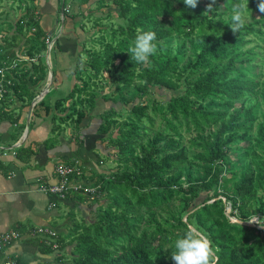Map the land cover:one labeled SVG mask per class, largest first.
<instances>
[{
    "label": "trees",
    "instance_id": "16d2710c",
    "mask_svg": "<svg viewBox=\"0 0 264 264\" xmlns=\"http://www.w3.org/2000/svg\"><path fill=\"white\" fill-rule=\"evenodd\" d=\"M33 1L15 23L16 32L33 30L25 37L28 57L43 53L48 38ZM208 1L192 9L183 0H111L123 22L98 26V48H84L86 62L73 70L79 84L55 107L69 101L72 111L59 120L79 125L100 100L128 106L122 123L113 108L106 113L96 136L114 144L118 168L98 174V197L86 196L94 206L92 221L72 219L70 240L58 242L51 264H173L171 245L189 225L207 234L217 264H264V229L229 219L264 218V14L258 0H247L246 17L259 16L233 33L230 12L237 0H217L211 12ZM104 7L97 11L110 18L112 8ZM85 12L95 11L79 10L71 19ZM140 30L156 33L157 52L146 65L134 64L128 53ZM6 53L0 52V66ZM31 71L17 81L46 79L45 65ZM104 74L108 92L100 86ZM18 88L20 99L29 96L25 84ZM153 88L170 95L153 98Z\"/></svg>",
    "mask_w": 264,
    "mask_h": 264
},
{
    "label": "crops",
    "instance_id": "0c3cea01",
    "mask_svg": "<svg viewBox=\"0 0 264 264\" xmlns=\"http://www.w3.org/2000/svg\"><path fill=\"white\" fill-rule=\"evenodd\" d=\"M65 1H33L37 7L34 14L39 27L53 41L54 46L50 51L55 47L57 76L55 86L57 91L63 95L60 98L64 97L66 92H71L76 84H79L73 70L77 64L82 66L79 61L81 54L79 57L77 55L81 47L79 46L80 49H77L79 41L76 32L85 35L80 27V21L85 15L71 18L79 10L87 9L88 2L92 3L91 0L86 3L84 0H79L76 5L77 11L75 10L70 15L63 12ZM23 9V12L19 11V19L26 12L25 7ZM102 11L106 12L107 10L103 9ZM7 12L12 13V10L1 9L0 6V24L5 22L7 24L8 21H11L15 25L19 19L15 20L14 14L8 17ZM13 33L8 36L13 37ZM3 36L5 34L0 30V52H8L4 58L5 61L9 63L15 61L18 64V69L11 73L13 86L7 87V94L0 113V146L7 150L12 149L16 153L15 155H12L11 152L7 153L0 161V233L15 231L20 233V239L0 251V264H51L59 248L58 242L68 243L70 240L68 235L72 229L70 228L72 219H77L74 215L75 209L79 211L80 215H83L81 219L89 222L94 217V206H91L92 203L86 199L87 195L83 192H78L83 196V201H80L79 196H75L73 193L69 194L70 197L68 196L66 200L60 201L54 196L40 191L39 186L56 182L54 168L58 163L73 164L75 161L80 163L85 180L88 184H92L97 179L94 170L98 174L109 172L108 169L102 167L106 160L97 155L95 150L98 148L103 155L108 154L109 156H112L114 151L111 152L110 147L106 148L107 145L101 144L105 142L99 144L96 139L99 125L102 123L98 119L99 105L102 104L100 102L102 100L97 103V110L94 109L95 111L91 115L88 114L79 125L73 124L72 120L60 122L57 117L65 115L59 113L58 108L55 107V101L60 98L54 100L52 108L45 103V95L54 84V81H49L50 74L53 80V73H50L51 52L49 53L48 50L45 57L48 63V75H46L45 81H37L35 84L31 81H17L19 78L23 80L25 74L28 79V75L32 72L31 68L40 64L38 58L44 52L28 57L26 38L21 36L19 38L21 42L14 46L8 41L5 43ZM2 44H5L3 48ZM8 44L11 45L12 51L6 48ZM27 58H34L35 61L30 62ZM67 75H73L72 81H63V77ZM8 78L10 77L8 76ZM23 84L26 86L28 95H32V99L29 96L19 98L18 94L22 93L21 89L15 88L16 85L19 87ZM48 85L50 86L48 91L43 92ZM63 87L64 89H62ZM42 100L43 105L40 104ZM69 103V101L66 102L67 105ZM103 105L106 108L105 104ZM92 116L94 117L92 118ZM55 120L61 125H58ZM62 125L67 128V136L60 134V131H63ZM99 162L102 164L100 165ZM50 204H54V206H50ZM61 204L68 207L69 211L68 214H65L66 216L63 215L64 223L55 228V225L51 224L62 216L60 213ZM37 227H50L57 233V237L50 240L56 246L54 249L51 247L50 253L43 251L44 242L41 237L31 235V231ZM61 233L63 237L60 235Z\"/></svg>",
    "mask_w": 264,
    "mask_h": 264
},
{
    "label": "rangeland",
    "instance_id": "374dc122",
    "mask_svg": "<svg viewBox=\"0 0 264 264\" xmlns=\"http://www.w3.org/2000/svg\"><path fill=\"white\" fill-rule=\"evenodd\" d=\"M92 3L88 2V8H87V11L89 10H92V11H95L94 13L92 12V15L91 13L88 14L90 16H88L87 14L84 16V18L82 19L83 21V25H84V33H77V40L79 41V43L77 44L78 47L77 49H80L79 46L81 47L80 49V54H81V65L83 63L86 62V59H87V56H86V53L84 51H82L84 48L85 49H92V48H95L97 49V44L96 42H94L96 39H98L101 35V33L98 30V26H106L108 25V23L110 22V19H112L113 23H114V28L117 27V23H122L123 21L121 19L118 18V16L116 15V13L114 12L113 9H117L115 7L114 4L111 3V0H91ZM79 3V0H66L65 1V4L66 5H70L71 7V10L69 11L70 15L73 14V12L76 10L77 11V4ZM211 3V0H209L207 3H206V6L208 7V5ZM0 6H1V9H10L12 10V13H9L7 12L8 14V17H11L12 14H14V19L15 20H18L20 18V15H19V11L23 12L24 11V7L25 9L29 6H32L31 3L29 2V0H0ZM103 6H105L104 8L110 6L113 10V14L112 16L109 18L106 17V15L104 14H101V10L100 11H97L98 8H102ZM214 6V5H213ZM109 8V7H108ZM106 8V9H108ZM218 8L220 11H223L224 8L222 7V4L219 3L218 4ZM20 9V10H19ZM27 10V9H26ZM85 10V9H84ZM97 13L99 15H97ZM259 16V13L257 12H252L251 15L247 16L246 17V22H251L252 21V17L256 18ZM107 18V19H106ZM96 23L98 25H96ZM96 25V26H94ZM15 25L13 22L11 21H8L7 24L6 22L5 23H2L0 24V30L1 32H4L5 36H3L4 40H5V43L8 41L10 42L11 44H14V41H12V37H9L8 34H11V33H15L16 32V28H14ZM77 30V28H75ZM13 31V32H12ZM56 33V32H55ZM33 35V30L30 26H23V28H20L17 30L16 32V38L18 39H15V41L17 40V43L21 42L20 41V37L22 36L23 38L25 37H28V36H32ZM88 35H90V37H88ZM52 40V39H51ZM9 43V44H10ZM55 50V47L52 51H49L50 53V56H51V71L50 73L52 72L53 73V80L54 81V84H53V87L51 86L50 90L48 91V93L45 95V103L48 104L49 106L54 107V100L57 99V98H60L61 96H63L60 92L57 91V87L55 86L56 85V68H55V65H56V62H55V57H54V51ZM48 52V49L46 48L44 53L42 54V56L40 58H38V63L42 64V65H45V68H46V72H47V75H48V63H47V59L45 58L46 57V54ZM73 60V59H72ZM74 61V60H73ZM81 68V67H80ZM72 77L73 75H67L66 77L64 76L63 78V81H72ZM103 79H104V82H101L100 83V86H102L104 88V92H108L109 91V86L106 82H108L109 80L107 79V74H104L103 76ZM46 80V79H45ZM43 80V81H45ZM74 81V80H73ZM65 86V85H64ZM55 89V90H54ZM64 89V87L62 88ZM67 93V94H66ZM65 96L62 97V98H65V97H68L70 95V92H66ZM151 97H156L157 95H159L161 98L163 97H167L170 95L169 92H164L162 89H157V88H153L151 90ZM61 99V98H60ZM149 99V95L145 96L144 98L141 99L142 103H146L147 100ZM121 102V103H120ZM102 104H105L106 108L104 107V105L102 106ZM102 104L99 105V110L100 112L98 113V119L104 121L105 120V117L104 115L106 113H108L109 111H112V108L114 110H116V115H114V118L119 122V123H122L123 121H125L127 118V109L129 108L128 106H124L123 102L121 100H119L116 104L110 102V100H108V102H102ZM237 106L239 105L238 103L236 104ZM69 105H67L65 102H62V106L61 107H58V112L61 113V114H66L68 112H71V110H69L68 108ZM64 109H66V111H64ZM95 110H97L96 107H94ZM92 110V111H89V115L92 114L93 111L95 110ZM95 113V112H94ZM94 116H92L93 118ZM57 118H60V117H57ZM60 121V120H59ZM55 122L59 125L60 122L56 121ZM61 125V124H60ZM159 123H158V119H155V122H154V128L156 129L158 127ZM154 129V130H155ZM62 130L63 131H60V134L61 135H65L67 136V128L65 125H62ZM117 132L116 131H113L112 132V137L114 138L116 136ZM98 134H96L97 136ZM187 138H189V136L187 134H185V140L184 142H187ZM97 142L100 144V142H105V143H101V144H104V145H107V147H110V151H115L116 148H113L112 146H114V144L111 142L109 143L107 141V138L104 139V141L102 139H99L97 138ZM242 145H246V143H242ZM113 149H112V148ZM117 151V149H116ZM96 154L99 155L101 158H104L106 161L103 163V168H106L108 169L110 172H117V161H113V159H115V155L114 156H108V155H103V153L101 152V150H99L98 148L95 150ZM231 159L233 158V156L230 157ZM94 172V175L95 176H99L98 175V172L96 170L93 171ZM85 179V178H84ZM68 211H69V208L64 206V205H60V213L62 214V216L60 218H58L56 220L55 223H52L51 225L54 226L55 225V228L56 227H59L61 226L63 223H64V219H63V215L65 214H68ZM74 215L77 217L76 220H78V222H82V220L84 219H81L83 218V215L79 213L78 210L75 209V212H74ZM66 216V215H65ZM81 219V220H80ZM83 224H86L85 221ZM62 237H63V234L61 233L60 234Z\"/></svg>",
    "mask_w": 264,
    "mask_h": 264
},
{
    "label": "clouds",
    "instance_id": "9594fccd",
    "mask_svg": "<svg viewBox=\"0 0 264 264\" xmlns=\"http://www.w3.org/2000/svg\"><path fill=\"white\" fill-rule=\"evenodd\" d=\"M187 8L194 9L198 0H183ZM217 0H211L207 11L211 12ZM257 9L264 14V0H258ZM249 11L247 0H237L231 6V23L229 25L233 33H237L244 26L246 13ZM53 42V41H52ZM54 46V45H53ZM157 52L156 33L154 31L140 30L135 36L132 45L128 48L131 61L136 65L150 63V57ZM249 224H256L264 229V218L253 215L248 219ZM171 261L173 264H217L212 242L202 230L191 225L187 226L184 234L176 238L171 245Z\"/></svg>",
    "mask_w": 264,
    "mask_h": 264
},
{
    "label": "built area",
    "instance_id": "2783aa9c",
    "mask_svg": "<svg viewBox=\"0 0 264 264\" xmlns=\"http://www.w3.org/2000/svg\"><path fill=\"white\" fill-rule=\"evenodd\" d=\"M70 8V5H66L64 3L63 12L65 14H69ZM45 44L49 51L53 48V42L50 37L45 40ZM28 61L33 62L35 59L29 58ZM17 69L18 64L15 61H12L11 63L3 62V65L0 66V113L2 111V105L7 94V87L13 86V77L11 73L17 71ZM8 76L11 79L8 78ZM10 152L12 155L16 154L14 150H7L0 146V161L7 155V153ZM99 164L101 165L102 162H99ZM54 172L56 175V182L53 184H43L39 186L40 191L54 196L60 201L66 200L69 194L78 192H83L84 194L89 195L91 200L98 197L97 188L93 185V183L88 184V182L84 179L85 174L78 161H75L73 164L58 163L54 168ZM50 206H54V204H50ZM252 225L260 228L256 224ZM31 235L34 237H41L45 245H48L53 249L56 248L55 244H52L50 240L57 237V233L50 227H37L31 231ZM18 239H20V233L18 232L9 231L0 233V251Z\"/></svg>",
    "mask_w": 264,
    "mask_h": 264
},
{
    "label": "water",
    "instance_id": "95a60500",
    "mask_svg": "<svg viewBox=\"0 0 264 264\" xmlns=\"http://www.w3.org/2000/svg\"><path fill=\"white\" fill-rule=\"evenodd\" d=\"M49 81H52V76H51V74H50V77H49ZM49 87H50V86L48 85L47 88H45V89L43 90V92H47ZM227 210H229V207H227ZM226 214L228 215V212H227ZM228 217H229V216H228ZM229 219H230V221L233 222V223H239V224H241V225H246V226H253L252 224H249V223H246V222H241L240 220H237V219L232 218V217H229Z\"/></svg>",
    "mask_w": 264,
    "mask_h": 264
}]
</instances>
